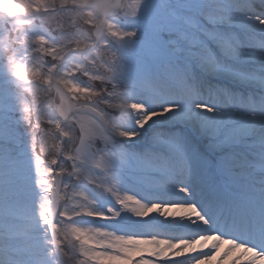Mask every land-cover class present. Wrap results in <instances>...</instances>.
I'll return each instance as SVG.
<instances>
[{"label":"snow or ice","instance_id":"snow-or-ice-1","mask_svg":"<svg viewBox=\"0 0 264 264\" xmlns=\"http://www.w3.org/2000/svg\"><path fill=\"white\" fill-rule=\"evenodd\" d=\"M0 264H264V0H0Z\"/></svg>","mask_w":264,"mask_h":264}]
</instances>
